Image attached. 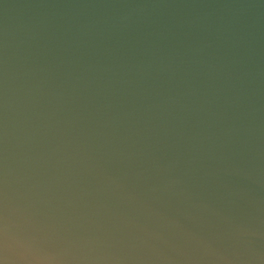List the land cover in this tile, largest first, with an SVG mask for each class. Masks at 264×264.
Masks as SVG:
<instances>
[{"label":"water","instance_id":"1","mask_svg":"<svg viewBox=\"0 0 264 264\" xmlns=\"http://www.w3.org/2000/svg\"><path fill=\"white\" fill-rule=\"evenodd\" d=\"M0 264H264V0H0Z\"/></svg>","mask_w":264,"mask_h":264}]
</instances>
